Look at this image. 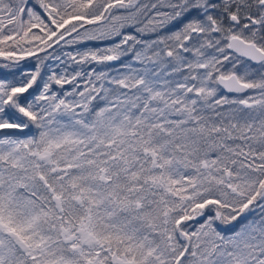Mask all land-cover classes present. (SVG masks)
Returning <instances> with one entry per match:
<instances>
[{
  "label": "snow or ice",
  "instance_id": "snow-or-ice-1",
  "mask_svg": "<svg viewBox=\"0 0 264 264\" xmlns=\"http://www.w3.org/2000/svg\"><path fill=\"white\" fill-rule=\"evenodd\" d=\"M0 71V264H264V0H0Z\"/></svg>",
  "mask_w": 264,
  "mask_h": 264
},
{
  "label": "trees",
  "instance_id": "trees-1",
  "mask_svg": "<svg viewBox=\"0 0 264 264\" xmlns=\"http://www.w3.org/2000/svg\"><path fill=\"white\" fill-rule=\"evenodd\" d=\"M99 46L98 42L92 41V42H85L80 49H77L75 46L72 47H64L62 50H58L55 55H61L62 52L66 51H77V50H83V48H94ZM55 47V46H54ZM42 55V54H41ZM48 65H52L53 61L49 60L46 62ZM71 71V69H69ZM47 70H45V75H47ZM0 76H3V71H0ZM251 94V93H249ZM194 230V228H193Z\"/></svg>",
  "mask_w": 264,
  "mask_h": 264
}]
</instances>
